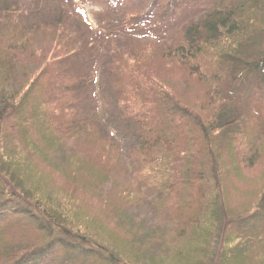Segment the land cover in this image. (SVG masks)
I'll use <instances>...</instances> for the list:
<instances>
[{"label": "trees", "instance_id": "1", "mask_svg": "<svg viewBox=\"0 0 264 264\" xmlns=\"http://www.w3.org/2000/svg\"><path fill=\"white\" fill-rule=\"evenodd\" d=\"M135 1L106 0L110 19L99 23L104 33L92 35L91 43L83 36L84 55L66 50L62 59L48 62L50 52L46 51L30 63L29 42L41 35L48 40L47 34L64 21L54 24L50 16L49 26L37 23L31 17L36 14L41 21L45 11L29 9L23 0H0V226L6 228L0 232V264H132L93 234L87 222L85 227H73L72 215L54 195L39 196L36 188L25 186L9 189L15 184L18 188L20 180L23 183L14 166L17 160L4 158L9 149L20 152L18 141H29V154L36 149V141H81L92 134L102 135L103 130L111 137L107 141L111 145L101 149L96 161L105 167L109 164V175L133 171L131 179L138 193L134 206H149L160 221L172 217L174 210L185 209L191 231L190 226L200 219L193 208L196 204L206 218L204 225L196 226L209 236L216 229L213 218L218 222L216 218L226 211L220 164L223 149H235L236 144V151L250 150L242 164H252L253 155L264 159V112H252L247 100L254 96L250 97L253 90L264 91V0H152V8L133 16L130 12L138 9L139 1L146 3ZM135 34L141 35L142 42L154 39L152 43L166 45L170 54L163 55L164 60L188 70L202 69L199 76L208 87L207 106L188 108L161 79L151 78L142 67L147 60H140L130 49L122 55L110 52L111 46ZM222 47L224 54L219 57ZM205 53L212 62L204 59ZM118 56H122L120 66ZM102 57L106 67L102 72L95 69L100 80L94 88L99 90L97 107H93L104 108V121L90 107L94 77L81 71ZM82 107L88 110L85 115ZM30 126L42 130L40 139H32ZM120 128L128 130L125 135L130 139H120L121 133L114 132ZM254 138L262 141L258 151L253 150ZM82 146L79 154H87ZM133 193L126 188L123 202L128 203ZM15 210L30 221L10 229L5 222ZM255 214L264 216V192L255 210L236 220V225L246 223L236 226V234L224 237L219 247L216 241L214 251H198L192 244L183 250L186 243H179L163 260L168 264H264V221L257 223Z\"/></svg>", "mask_w": 264, "mask_h": 264}, {"label": "rangeland", "instance_id": "2", "mask_svg": "<svg viewBox=\"0 0 264 264\" xmlns=\"http://www.w3.org/2000/svg\"><path fill=\"white\" fill-rule=\"evenodd\" d=\"M24 1L30 4L29 9L36 7V11L39 9L46 12L43 15L44 19L41 21H38V15L33 14L31 18L34 22H44L49 26L47 23L50 16L54 24L58 23L59 25V23H63L64 21V24L59 29H52L53 32L47 34L48 40L46 36L41 35L38 37V40H35L37 38L35 36V39L29 42L31 44L30 54L33 58L30 59V63H34V60H40L38 57H43L46 51L50 52L47 54V58L49 56L48 62L62 59L63 52L66 50L70 52L77 51L81 55H84L86 49L82 43V40L85 39L83 36H86L87 42L89 43L90 41L91 43L92 35L96 34L99 36L101 33H104L102 30L104 28L99 23L107 22L111 16L106 0ZM138 1L134 3L136 4ZM144 1L146 3L143 5L139 1L138 9L130 12V14L141 16L143 12L153 7L151 6L152 0ZM158 6L156 5V7ZM62 27L65 28L62 29ZM100 28L102 29L100 30ZM159 28L158 24H156V29ZM74 33L79 35V37L76 38ZM161 33V30H156V35H161ZM140 39H142L141 35L138 36L137 34L132 35L129 39H121L119 43L111 46L110 52L115 51L122 55L123 51L130 49V52L132 51L140 56V60H147L142 61V65H145L142 67L148 69L151 78L161 79L188 108L199 109L202 108L200 106L203 103L206 105V100L209 99V92L206 81L199 76L202 69L198 68L197 70V68L191 67L188 70L181 65L172 64L170 63L171 61H166L163 57V55L169 56L170 54V49L166 45L161 46L152 43L154 41L152 38H150L152 40L151 43L142 42ZM224 50L225 47H222L219 57L224 54ZM261 50H264L263 45L261 46ZM204 59L212 62L211 55L207 56L206 53L204 54ZM117 61L120 66L122 56H118ZM104 62L105 58L102 57L94 64L95 66L90 67L92 70L87 67L81 70L83 74L89 71L94 77L91 91L94 101H90V107L93 109L92 114L95 116L99 115L98 118L103 121L105 120L104 108L94 109L93 105L97 103L96 100L99 97V90H94V88L99 86L97 82L100 80V73L96 70L99 67L102 72L106 67ZM216 63H220V61H216ZM205 73L209 74V71H205ZM250 97L252 98L247 99L250 110L252 112H264V101L259 103L264 99V91L255 89L250 94ZM87 112L88 110L85 107L81 108L82 115H85ZM97 122L100 121L98 120ZM111 127L114 128V125H111ZM120 129L121 131L114 130L116 134L121 133L120 139L122 141L130 139V135H125L128 130L125 132L124 129ZM29 131L32 136L34 135L32 139H40L42 130L30 126ZM101 131L102 135H100L101 133L92 134V137L80 139L81 141L77 139L65 141L61 144L59 141H48L46 139L44 141H36L38 143L36 149L30 151L29 154L26 152V149H29L27 147L29 141H18L19 144L17 145L21 149L20 152L15 154L13 149H9L4 158L8 156L9 159L17 160L14 166L17 167L18 176L22 175L23 183L20 180V183H17L18 188L15 187V184L9 189L16 191L21 190L19 186H25L32 190L36 188L38 193H40L39 196L54 195L60 207H62L61 203L64 204V208L72 215L70 216V224L72 226L85 227L84 224L87 222L85 225H89L88 228L93 234L103 238L122 259L132 264H168V261L163 259H167V256L169 258V251H172L174 247H178L179 243H186L184 248H182L183 250L189 249L190 244H192V249L198 251H214L223 242L224 237L236 234V226L242 227L240 225L246 223L247 220L245 222L241 221L239 222L240 224L236 225V220L240 214L252 213L264 192V159L253 155L252 164L246 161L242 164L243 156L247 157L250 155V150L244 149L243 151H239L242 147L236 151L235 144V149L226 147V149H223L221 155L220 164L223 170L222 197L224 198V208L226 211L221 213L219 218H216L218 222L213 218L216 229L212 233V236H209L211 234L197 227L204 225L206 218L202 215L201 207H198L196 204L193 208L197 209L200 219L196 224L197 226L195 224L194 226L193 224L190 226L192 228L190 229L191 231L187 230L190 218L188 219L185 209L179 212L174 210V212H171L172 217H168L164 221L157 220L153 216L154 212L149 210V206L143 203L139 208L134 206L135 199H138V193L136 194L137 189L134 188L133 179H131V176L133 177L134 174L133 171L130 174L122 170L116 176L114 174L109 175V164L105 167L104 164L96 161L101 155V149L105 147L109 148L111 145V143L107 142L111 141V137L109 136V138L105 131ZM256 139L254 138V141L257 142L253 150L258 151L262 145V141ZM221 141H234V139L225 140L222 138ZM236 141L242 140L237 139ZM12 142L9 141V145ZM12 144L15 147L16 144ZM80 146L85 148L87 154H79L82 151V149H79ZM9 148L13 147L9 146ZM90 155H93V159H90ZM145 173H140V175L144 176ZM113 179H117V182ZM78 187H81L82 190L76 192V188ZM126 188L134 191L131 196L128 195V203L123 202L124 198H126L123 195V191ZM74 190L75 194L72 195ZM23 191L29 192L28 190ZM6 195H11V192H7ZM33 195L36 196L35 193ZM30 197L33 198L32 195ZM80 200L82 201L81 203ZM20 203L22 204L21 200L18 204ZM188 205L186 204L185 207H188ZM182 206L180 204L178 207L181 208ZM15 212L16 214L13 217L10 216L12 217L11 219L8 217V221L6 220L5 222V224L9 225L10 229L26 225L30 221L26 216L18 213V210H15ZM255 216H257L255 218L257 223L264 221L263 215L255 214ZM250 219L254 220V218ZM168 221H173V223L169 224ZM180 222L182 225L186 224V227L182 226ZM4 229L6 228L0 226V232ZM216 241H220L218 242V246L216 245ZM169 263L174 264V261H170Z\"/></svg>", "mask_w": 264, "mask_h": 264}]
</instances>
